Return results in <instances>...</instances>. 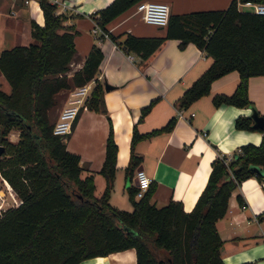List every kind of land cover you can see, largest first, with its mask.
I'll use <instances>...</instances> for the list:
<instances>
[{
    "label": "trees",
    "instance_id": "16d2710c",
    "mask_svg": "<svg viewBox=\"0 0 264 264\" xmlns=\"http://www.w3.org/2000/svg\"><path fill=\"white\" fill-rule=\"evenodd\" d=\"M137 1L111 0L100 7L96 12L101 27L106 29L109 19ZM242 1L264 0H231L223 8L170 13L165 34L129 31L122 45L146 57L164 37L177 36L181 45L193 40L211 54L212 61L185 87L181 104L208 93L214 78L236 68L240 76L236 87L231 92H215L214 103L250 105L264 115L248 92L249 77L264 73V12L240 7ZM39 2L44 22L31 19L35 39L0 50V70L11 86L4 89L0 77V142L5 145L0 169L23 198L0 214V264H76L85 256L130 245L136 247L137 264H227L221 255L223 243L216 220L227 212L231 190L245 176L254 174L264 181V175L250 167L254 162L264 168V123L255 125L250 113L236 116V126L262 131L261 139L258 143L244 141L228 153L219 149L192 208L185 209L176 198L157 205L151 183L141 196L135 195L137 185L129 187L132 208L115 206L109 196L118 151L112 123L100 168L106 183L97 194L93 171L82 174L80 153L66 146V134L53 131L56 119L50 115L61 89L94 76L103 49L93 43L83 64L69 74L77 48L76 30L64 23L67 14L57 11L56 2ZM94 79L87 104L105 110L106 80ZM153 102L143 104L141 116ZM175 120L172 116L144 132L133 125L126 171H132L141 158L135 142L171 129ZM13 127L20 129L16 140L6 135Z\"/></svg>",
    "mask_w": 264,
    "mask_h": 264
},
{
    "label": "crops",
    "instance_id": "0c3cea01",
    "mask_svg": "<svg viewBox=\"0 0 264 264\" xmlns=\"http://www.w3.org/2000/svg\"><path fill=\"white\" fill-rule=\"evenodd\" d=\"M110 1L58 2L57 11L67 14L64 23L69 29L76 30L74 41L77 48L67 72L71 74L80 67L92 44L96 43L104 54L92 79L97 77L111 83L103 91L105 110L88 105L79 108L65 136L66 146L80 153L82 174L93 171L95 193L99 194L106 183L100 168L112 123L118 151L109 195L111 203L126 209L133 207L128 189L137 185V169L144 168L152 178L151 195L157 205L176 198L181 199L185 209H190L208 179L211 159L219 149L228 153L244 141H260L262 131L235 125L237 115L251 114L254 108L213 101L215 92L234 90L240 79L236 68L214 78L208 93L193 99L188 105H182L183 90L209 65L211 54L193 40L179 44L177 36L164 37L146 57L127 50L121 42L127 32L165 34L166 25H155L145 20L137 9V1L106 22L108 33L93 30L94 12ZM165 1L174 13L223 8L231 0ZM253 3L242 1L239 6L253 9ZM31 19L44 22L39 0H0V50L33 40ZM128 51L133 52L134 57H130ZM0 77L3 84L1 73ZM248 92L255 107L264 112V73L249 77ZM152 99L151 107L141 116V107ZM66 101L56 103L57 108H51L56 110L57 116ZM178 109L182 110L181 114ZM172 116H176V120L171 129H161L135 142V150L141 158L132 171H126L133 125L136 124L141 132L149 131L160 127ZM227 209L216 220L223 243L222 258L227 264H264V181L254 174L245 176L231 190ZM136 257V247L130 245L108 253L85 256L76 264H137Z\"/></svg>",
    "mask_w": 264,
    "mask_h": 264
},
{
    "label": "built area",
    "instance_id": "2783aa9c",
    "mask_svg": "<svg viewBox=\"0 0 264 264\" xmlns=\"http://www.w3.org/2000/svg\"><path fill=\"white\" fill-rule=\"evenodd\" d=\"M52 1L58 4L61 0ZM252 8L257 12H264V1L254 2ZM137 9L142 13L145 20L156 24H166L171 13L169 3L165 0H140L137 3ZM94 13V24L92 29L108 33L99 23V13ZM128 54L130 57H134L133 52L128 51ZM94 83L95 79L90 78L83 83H77L68 88V93L66 95L67 101L61 106L54 122V132L67 134L70 131L79 108L88 105L87 101L90 97ZM178 111L180 114L182 113L181 109H178ZM18 136L19 135L17 134V137ZM12 138L14 139V137ZM136 177L138 178V182L135 195L141 196L150 185L152 178L144 168L137 169ZM22 200L23 198L18 194L8 176L2 169H0V214H2L8 207L18 205Z\"/></svg>",
    "mask_w": 264,
    "mask_h": 264
},
{
    "label": "rangeland",
    "instance_id": "374dc122",
    "mask_svg": "<svg viewBox=\"0 0 264 264\" xmlns=\"http://www.w3.org/2000/svg\"><path fill=\"white\" fill-rule=\"evenodd\" d=\"M155 25H158V24H156V23H154ZM161 25H163V24H161ZM25 39H27V38H23V40H25ZM31 39H35V38H33V37H31ZM0 73H1V76H2V79H3V84H2V87L4 88V89H6V90H10V83L8 82V80H7V78L5 77V75H4V73L0 70ZM67 93H68V88H63V89H61L60 90V92L57 94V97H58V102H59V104L60 103H62V102H64L66 99H67V97H66V95H67ZM57 102V103H58ZM57 105L58 104H55L54 106L57 108ZM53 107V106H52ZM51 107V108H52ZM50 108V115H51V118L54 120V119H56V117H57V112H56V110H52ZM19 131H20V129L18 128V127H13V128H11L10 130H9V132L6 134L9 138H12V137H14V140H16L18 137H15L16 136V134H18L19 135ZM16 138V139H15ZM13 139V138H12Z\"/></svg>",
    "mask_w": 264,
    "mask_h": 264
},
{
    "label": "water",
    "instance_id": "95a60500",
    "mask_svg": "<svg viewBox=\"0 0 264 264\" xmlns=\"http://www.w3.org/2000/svg\"><path fill=\"white\" fill-rule=\"evenodd\" d=\"M111 85V83L107 82L105 83V87L109 88ZM251 115L253 116L254 119V124L261 126L264 123V115L259 113L256 109H253ZM5 150V145L3 143H0V156L3 153V151ZM250 167H252L253 169H255L257 172H259L260 174L264 175V168L261 167L258 163H254L251 162L250 163ZM138 182V179H136V183Z\"/></svg>",
    "mask_w": 264,
    "mask_h": 264
}]
</instances>
